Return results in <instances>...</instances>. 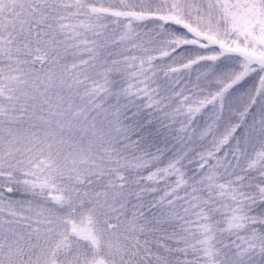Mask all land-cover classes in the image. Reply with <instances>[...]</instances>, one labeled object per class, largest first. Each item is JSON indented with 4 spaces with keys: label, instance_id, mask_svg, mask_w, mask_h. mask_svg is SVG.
<instances>
[{
    "label": "snow or ice",
    "instance_id": "1",
    "mask_svg": "<svg viewBox=\"0 0 264 264\" xmlns=\"http://www.w3.org/2000/svg\"><path fill=\"white\" fill-rule=\"evenodd\" d=\"M0 264H264V0H0Z\"/></svg>",
    "mask_w": 264,
    "mask_h": 264
}]
</instances>
